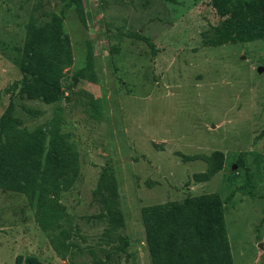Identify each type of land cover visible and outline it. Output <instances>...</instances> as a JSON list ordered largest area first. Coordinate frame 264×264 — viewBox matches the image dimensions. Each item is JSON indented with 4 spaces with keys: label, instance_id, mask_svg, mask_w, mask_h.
<instances>
[{
    "label": "rangeland",
    "instance_id": "obj_1",
    "mask_svg": "<svg viewBox=\"0 0 264 264\" xmlns=\"http://www.w3.org/2000/svg\"><path fill=\"white\" fill-rule=\"evenodd\" d=\"M212 1L83 0V26L58 0H0V116L12 101L22 129L32 132L60 111L80 163L75 183L60 196L69 216L62 225L75 244L66 260L52 250L25 197L0 190V264H25L29 257L94 264L91 251L106 264H150L141 208L209 193L220 195L233 263L264 264V39L223 42L221 32L235 35V27ZM52 15L63 18L69 53L53 62L54 75L46 79L57 92L49 104L18 92L26 25ZM133 32L149 38L156 53L126 37ZM88 95L102 100L101 121L87 116ZM23 106L39 116H27ZM215 151L224 156L223 169L194 182L206 165L181 156ZM105 166L117 179L127 257L109 252L122 238L102 237L107 219L97 218L102 206L92 199Z\"/></svg>",
    "mask_w": 264,
    "mask_h": 264
},
{
    "label": "trees",
    "instance_id": "obj_2",
    "mask_svg": "<svg viewBox=\"0 0 264 264\" xmlns=\"http://www.w3.org/2000/svg\"><path fill=\"white\" fill-rule=\"evenodd\" d=\"M58 1L72 7L78 21L85 26L83 0ZM212 6L219 15L230 14L235 27V35L221 32L223 42L264 39V0H213ZM238 13L253 17L256 22L251 24L239 20ZM126 37L142 41L152 55L156 53L154 43L144 35L133 32ZM110 51L114 55L119 50L113 47ZM68 53L69 41L64 36L62 16L52 15L43 24L29 21L20 61V71L25 78L19 96L29 101L40 98L49 104L55 102L57 92L46 79L54 75L53 62ZM59 76L58 72L54 81ZM85 106L90 119L101 121L103 102L100 98L88 95ZM15 109V104L10 101L0 116V190L25 197L28 204L35 208V222L47 237L52 250L66 260V254L75 244L70 242V230L62 225L68 222L69 216L60 196L71 189L78 177L80 163L77 147L71 135L62 128L60 111L43 128L28 132L22 129V119L15 115ZM22 109L31 118L39 116L37 110L25 106ZM181 158L183 162L205 163L203 172L192 175V180L197 183L208 182L223 169L224 156L219 151L210 155H182ZM92 199L102 206L97 218L107 219L102 237L107 242L114 235L122 238L121 245L109 252L127 257L129 242L120 235L124 215L120 208L116 175L111 166L102 169ZM140 215L150 264H234L218 193L188 194L181 201L147 205L141 208ZM90 253L94 256V264H106L97 259L93 251ZM105 257L108 260L110 255L107 253ZM25 264L40 262L29 257L25 258Z\"/></svg>",
    "mask_w": 264,
    "mask_h": 264
},
{
    "label": "water",
    "instance_id": "obj_3",
    "mask_svg": "<svg viewBox=\"0 0 264 264\" xmlns=\"http://www.w3.org/2000/svg\"><path fill=\"white\" fill-rule=\"evenodd\" d=\"M258 72H259V73L262 72V68H259V69H258ZM212 127H214V126H212Z\"/></svg>",
    "mask_w": 264,
    "mask_h": 264
}]
</instances>
